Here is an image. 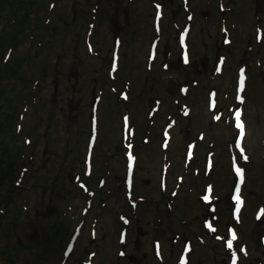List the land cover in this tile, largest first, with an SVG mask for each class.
<instances>
[{"label": "rangeland", "instance_id": "rangeland-1", "mask_svg": "<svg viewBox=\"0 0 264 264\" xmlns=\"http://www.w3.org/2000/svg\"><path fill=\"white\" fill-rule=\"evenodd\" d=\"M18 1L4 0L7 14H11L13 10L15 3L11 2ZM48 1H55L56 8L51 10L49 16L51 21L44 22V25L51 26L43 28L41 23L48 12ZM221 1L230 4L233 8L242 5L247 11L245 10L244 16L239 17L232 11L222 15L218 11V0H205L204 9L207 15L205 19L202 15L197 17L194 15L196 28L191 33L190 43L191 49L199 54L195 56L198 58L196 71L202 80L205 79L204 87L207 86L208 77L212 73L215 61L213 54L218 49L217 37L219 32L221 33L220 21L223 23L224 18L230 26L231 23H236L238 26L237 18L242 21L243 33L239 28L232 33L237 35L233 46L238 49L244 47L242 51L229 56L225 73L219 75L217 80H222L224 83L227 81L231 87L235 84L236 70L241 64H245L244 62L249 64L250 61H252L251 65L256 63L254 58L257 54L264 63V42L256 45L257 54L249 49L247 42L244 43L246 38H250L249 41L255 43L253 27L255 19L253 20L252 15L259 14L264 23V0ZM196 2L202 7L198 0ZM31 3L33 12L29 14L30 23L40 24L38 32L42 35L38 36L43 39L34 40L29 37L28 30L19 36L16 42L12 41L15 45L12 57L14 56L21 64V69L14 75L13 83L5 91L0 79V125L2 136L6 141L10 138L7 132H15V114L18 111L22 112L29 105L26 121L32 127L38 124V130L36 133L31 127L27 130L31 131L33 139L38 140V143L31 155L32 159L27 153L25 158H20L17 162L19 146L21 147V144L22 147L24 146L22 140L17 139L6 153L4 161L0 163V207L3 205L9 207L7 214L2 215L4 217L0 228V264H42V256L46 250L44 237L48 232L56 231V222L57 224L61 222V228L63 225L68 228V231L65 228L61 229L62 239L66 238L61 248H65L72 241L75 242L73 248L68 247V258L60 264H128L126 259L137 256V254L132 255L136 252L140 254L137 261L143 260L142 251L150 253L148 243L152 239L150 230L153 222L150 214L163 208L169 218L166 221L168 224L176 222L181 216V208H175L174 215H170L164 209L165 201L171 198V190L184 182L186 184L189 180L183 174L184 168L179 164L181 156L185 153L186 141L194 137V134L183 139L180 138V134H185V129L189 126L187 123L192 117L198 122L199 129L205 127L211 120V116L206 115L207 99L200 100L198 105L196 102H189L193 114L187 119H182V123L172 129L168 126L170 121L168 114L181 115L175 108L174 100L161 104L160 110L151 109L154 94L150 92V88L167 97L166 83L172 72L178 74L186 71V67L180 65L178 61L181 49L177 45L176 29L168 26L169 18L162 21L158 57L152 64V70L147 68L149 46L152 38L156 36L153 17L154 13L161 11L156 3H163L165 13L168 15L177 14L174 18L176 21L185 22L187 19L181 0H35ZM253 4L256 11L252 13ZM94 6L98 7L99 18L94 22L91 35L94 50L90 52L84 39L92 29L91 22L88 21L90 14L92 19ZM105 7L107 8L104 10ZM213 12L216 15L212 14ZM7 24L6 17L0 20V58L7 44L11 43L6 42L5 39L7 36H13L9 25L6 27ZM204 25L206 28H203ZM13 32L16 35L14 29ZM115 34L121 37L119 67L115 71L110 69V75L107 76L106 71L102 72V67L107 69L109 65ZM96 53L98 54L95 55ZM35 56L36 69L40 63L50 67L48 70L50 75L46 80L41 74L33 76L30 80L34 72L29 71L27 65L29 59ZM165 59H169L167 61L170 63L168 72L161 66V62ZM189 68L190 76H193L192 65ZM132 71L136 79L131 77ZM111 72L117 75L116 79ZM34 78H40L36 93L32 91ZM127 79H130L131 83H128V92H125L122 89L127 85L124 81ZM144 81H148L150 87L146 92L141 93L144 94L142 101L139 95ZM108 83L112 87H109ZM59 84L61 87L57 89ZM249 87L252 88L253 98L249 101L248 107L253 113L264 116V83H258L256 77L251 79L250 76ZM124 92L127 93L125 97H123ZM33 96H36V100H32L35 98ZM137 96L140 99H137ZM96 99H99L98 103ZM92 104L96 105L91 106ZM134 126L140 134V139L136 140L137 144L140 142L145 144L143 137L150 138L149 144L143 147L144 150L137 159L135 188L145 192L135 191L131 200L138 201L140 196L145 200L138 201L136 208L131 207L128 197L133 195L129 194L122 185L119 186L120 176L124 172V167H120L124 164L123 143L124 140L129 144L134 143L135 137L132 139V133L136 132ZM94 132L97 134L95 135ZM170 133L171 143L164 150L163 140L166 141ZM228 135L229 132L222 129L221 134L215 136L218 143V158L216 171H213L211 179L215 182L216 193L220 197L225 196L232 186V173L225 143V137ZM261 139L255 136L250 128L248 145L253 154V163L248 166L249 182L262 190L260 193L263 197L264 158L261 153ZM94 143L96 146L92 154L93 168L103 167L100 175L106 177V184L92 197V206L89 207L87 205L90 197L81 189L73 188L70 172L82 170L87 160V148ZM134 148L136 150L137 145L134 144ZM166 155L173 160V170L168 176L169 188L162 192L159 187V174L162 164L166 163ZM23 160L27 171H24L26 169L24 167L17 170ZM23 172L21 180L19 177ZM180 175H184L185 179L178 180ZM143 178H150V183L142 184ZM14 179L20 181L19 188H13ZM186 187L181 188L178 198L181 199L183 193L189 198L183 219L190 216L193 213L192 209L199 204L197 195L189 194ZM21 196L26 197L28 201L26 215H22L19 209ZM62 208L63 213L60 215ZM220 209L222 217L228 218L230 205L227 209L224 201ZM84 210L86 211L83 213ZM122 216L129 218L136 216V219L131 220L129 224V220ZM139 219L143 230H147L141 237L137 232ZM177 229L183 239L185 233L188 235L182 226H178ZM122 236L126 237L124 242L121 240ZM217 246L214 244V248ZM122 249L127 251L126 258L118 254ZM204 252H207L206 248L200 253H194L191 256V264H210ZM56 257L52 259L54 264L60 262V258L56 259Z\"/></svg>", "mask_w": 264, "mask_h": 264}, {"label": "trees", "instance_id": "trees-1", "mask_svg": "<svg viewBox=\"0 0 264 264\" xmlns=\"http://www.w3.org/2000/svg\"><path fill=\"white\" fill-rule=\"evenodd\" d=\"M31 1H35V0H19L17 3L11 2L12 4L13 3H15V4H13L14 7H13L11 14H7L5 2H4V0H0V20H2V18L6 17L7 23H8L6 25V27H8V25H9V27L13 33V36H9V37L7 36V39H5L6 42L9 41L11 43L8 42L9 44H7V46L4 50V53H3L2 57L0 58V79H1V84H3V86H4V88H3L4 91L7 89V87H9L13 83L14 75L18 74L20 72V69H21V64L17 62V60L14 58V56L7 59L6 62L4 63V56H5V53L8 49V47L13 46L14 45L13 42H16L17 38L19 36H21L22 34H24L28 30H29V35L34 40L40 39V38L43 39V37L38 36V35H42V33L38 32L40 24L38 23L36 25H31V23H30L29 14L32 11ZM41 26L43 28H47L48 26L50 27L51 25L47 26V25H44L43 23H41ZM12 28L14 29L15 32H17L16 35L13 32ZM32 58H30L28 61V65H27L28 67L32 65V62H31ZM32 72H34L32 74V76L37 74V71H32ZM31 77H30V80H31ZM17 117H18V114L16 113L14 124H16ZM7 134L10 135V138H8L5 141L4 136H2V127L0 125V163H1V161H4V159L6 157V153H8L10 151V149L12 148L13 142L16 141L17 139L21 140V137L16 138L17 136L14 135V131H10V133L7 132ZM21 149L22 148L19 146V151H18V154L16 155V158H18L20 156ZM48 244L49 243L47 242V245ZM44 245H45V243H44Z\"/></svg>", "mask_w": 264, "mask_h": 264}, {"label": "snow or ice", "instance_id": "snow-or-ice-1", "mask_svg": "<svg viewBox=\"0 0 264 264\" xmlns=\"http://www.w3.org/2000/svg\"><path fill=\"white\" fill-rule=\"evenodd\" d=\"M243 83H244V75H243V69L241 70V76H240V86L241 88H243ZM236 126L237 128H239L241 130V136H243V129H244V125L240 120V113L237 112L236 114ZM237 147H239V143L237 144ZM241 153H243V149H241ZM243 159L247 160L248 157L245 155L243 156ZM237 175L240 177L241 182L243 181V170L240 168L236 169ZM205 199H207V197H205ZM236 201H237V211H239V206L242 204V201L240 199L239 196V185L237 186V196L235 197ZM260 215H264V210L261 211ZM235 234H233V239H235ZM228 247L231 248L232 247V242L231 240L228 242ZM234 264H235V259H234Z\"/></svg>", "mask_w": 264, "mask_h": 264}]
</instances>
